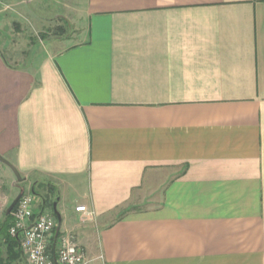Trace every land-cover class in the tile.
<instances>
[{
  "label": "crops",
  "instance_id": "0c3cea01",
  "mask_svg": "<svg viewBox=\"0 0 264 264\" xmlns=\"http://www.w3.org/2000/svg\"><path fill=\"white\" fill-rule=\"evenodd\" d=\"M69 8L73 38L22 64L0 47V154L27 184L14 196L56 187L60 233L95 263L264 264V0ZM17 237L13 264H30Z\"/></svg>",
  "mask_w": 264,
  "mask_h": 264
},
{
  "label": "rangeland",
  "instance_id": "374dc122",
  "mask_svg": "<svg viewBox=\"0 0 264 264\" xmlns=\"http://www.w3.org/2000/svg\"><path fill=\"white\" fill-rule=\"evenodd\" d=\"M75 1L0 0V47L2 51L12 60L13 64H22L31 55L45 52V49L55 43L56 39L73 38L75 26L68 25L64 16H70L69 6ZM0 165L11 174L10 179L0 177V192L13 194L10 199L11 204L18 195L14 196L16 192L21 188H27V184L16 185L14 181L17 177L13 170L1 162ZM36 189L43 194L46 193V188L40 187V183L37 184ZM25 192H32V190ZM36 202H41V197L36 195ZM46 211L55 215L54 205L48 206Z\"/></svg>",
  "mask_w": 264,
  "mask_h": 264
},
{
  "label": "built area",
  "instance_id": "2783aa9c",
  "mask_svg": "<svg viewBox=\"0 0 264 264\" xmlns=\"http://www.w3.org/2000/svg\"><path fill=\"white\" fill-rule=\"evenodd\" d=\"M36 203L33 192H24L12 212L14 219L9 228L13 237L22 234V251L30 264H56L54 254L57 264H102L91 260L71 233L61 234L54 250L57 218L47 211L35 216ZM84 212L90 217L94 214L89 210Z\"/></svg>",
  "mask_w": 264,
  "mask_h": 264
},
{
  "label": "trees",
  "instance_id": "16d2710c",
  "mask_svg": "<svg viewBox=\"0 0 264 264\" xmlns=\"http://www.w3.org/2000/svg\"><path fill=\"white\" fill-rule=\"evenodd\" d=\"M67 24L69 25V21L64 19ZM37 183L34 185L32 192H34L37 196L41 197V208L45 210L48 206H53L56 201L59 199V191L56 187L49 186L45 184H40V187L46 188V193L43 194L40 191L36 189ZM12 214H9L8 216H11ZM57 226V225H56ZM56 230V228H55ZM9 235V234H8ZM61 233H59V236ZM8 241H12V245L9 244L8 251H7V257L4 258L2 255V252L0 251V264H13L15 261H18L22 259V253L21 251L17 250V246L19 244V237H11L8 236Z\"/></svg>",
  "mask_w": 264,
  "mask_h": 264
},
{
  "label": "water",
  "instance_id": "95a60500",
  "mask_svg": "<svg viewBox=\"0 0 264 264\" xmlns=\"http://www.w3.org/2000/svg\"><path fill=\"white\" fill-rule=\"evenodd\" d=\"M0 161L2 163L6 164L7 166H9L13 170V172L15 173V175L17 177L18 182H23L24 181V178L22 177L20 171L16 168V166L13 165L8 159H6L1 154H0ZM24 192H25L24 189H22L18 193V195L15 197V199L13 200V202L11 203V205L8 208V211H7L8 214H10V213L13 212L14 208L16 207L19 199L22 197V195L24 194ZM54 209H55V215L57 217V226H56V230H55V233H54V244H53V248L55 250L56 249V245H57V240H58V237H59V233H60V229H61V226H62V217H61L60 212L58 211L57 202L54 203ZM54 259H55V262L57 264V259H56V255L55 254H54Z\"/></svg>",
  "mask_w": 264,
  "mask_h": 264
}]
</instances>
